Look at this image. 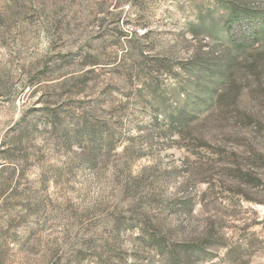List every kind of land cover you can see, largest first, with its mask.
Segmentation results:
<instances>
[{
  "label": "rangeland",
  "instance_id": "obj_1",
  "mask_svg": "<svg viewBox=\"0 0 264 264\" xmlns=\"http://www.w3.org/2000/svg\"><path fill=\"white\" fill-rule=\"evenodd\" d=\"M223 5L0 0V264H165L174 243L191 238L216 257L191 264L220 262L228 250L237 264H264V168L249 158L264 162V76L262 88L250 74L235 79L260 128L233 102L187 115L181 130L154 118L193 88L184 63L231 48L212 39ZM263 48L261 39L250 49ZM158 88L166 99L155 103ZM82 121L113 144L92 164L74 135Z\"/></svg>",
  "mask_w": 264,
  "mask_h": 264
},
{
  "label": "trees",
  "instance_id": "obj_2",
  "mask_svg": "<svg viewBox=\"0 0 264 264\" xmlns=\"http://www.w3.org/2000/svg\"><path fill=\"white\" fill-rule=\"evenodd\" d=\"M243 1L222 0L223 8L227 9L228 16L223 20V24L217 33L214 34V38H212L220 42H227L231 48L224 52V55L221 54L215 59L200 57L184 63L179 70L188 71L195 76L193 88H182L179 90L176 100L169 101L167 99L166 102L169 107L179 104L178 107L173 108L168 113L156 106L154 112L156 120H158V116H161L169 123V126L176 125L181 130L184 128V123L188 118L187 115L198 117L204 111L213 112L216 107L227 111L231 109L230 104L233 102L234 106L239 108L237 116H239L240 120L246 121L247 124L256 125L258 128L263 125V122L255 118L251 111L248 110V108L253 109L251 106L252 102L240 100L242 95L240 91L241 85L235 81L241 73L246 77L250 74L255 81V88L258 86L262 88V84L259 81L264 76V48L261 50L250 49L259 40L264 39V8L251 9L244 5ZM192 32L195 34L198 31L194 29ZM247 32H249V35H246ZM250 36L252 41L249 44ZM246 53L249 54V58L239 62V57ZM250 94L248 91L246 92L247 97ZM162 96H164V91L161 88L150 92V97L155 103L162 98L163 100L166 99V97ZM261 98L262 100L259 98L261 100L260 106L263 107L264 96ZM96 124L82 121L74 130V135L78 140L77 144L82 143L81 141H84V144H88L87 147L91 156V158H87L89 164H92L93 155L101 146L107 149L113 145L110 135L104 134L103 128ZM50 126L54 127V124L51 123ZM179 133L182 137V132ZM252 154L249 157L252 162L259 166L260 169L264 168V162L260 154L255 152H252ZM249 158L247 157V159ZM245 161L248 162V160ZM260 171L264 172V170ZM258 182L264 189V181L259 180ZM182 240L177 245L174 243L173 247L169 249V253L166 255L168 257L167 263L165 264H191L195 259L203 260L206 258L212 261L216 258L214 255H209V252H205L206 250L201 246L203 241L193 238ZM208 240L205 239V241ZM149 241L152 242L156 251L161 250L162 242L157 240L156 236L150 235ZM224 255L220 262H212L211 264H237L241 259V255L235 254V251L228 250Z\"/></svg>",
  "mask_w": 264,
  "mask_h": 264
}]
</instances>
